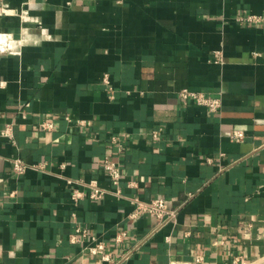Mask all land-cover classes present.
<instances>
[{"label": "crops", "instance_id": "obj_1", "mask_svg": "<svg viewBox=\"0 0 264 264\" xmlns=\"http://www.w3.org/2000/svg\"><path fill=\"white\" fill-rule=\"evenodd\" d=\"M6 1L27 16H0L22 39L0 52V264H107L91 237L70 241L72 211L114 257L132 249L120 264H264V0ZM184 87L221 97L220 111L183 104ZM105 155L122 197L94 202L84 183L113 189ZM16 157L45 170L17 176ZM135 195L164 197L175 222L150 234L148 217H127Z\"/></svg>", "mask_w": 264, "mask_h": 264}, {"label": "built area", "instance_id": "obj_2", "mask_svg": "<svg viewBox=\"0 0 264 264\" xmlns=\"http://www.w3.org/2000/svg\"><path fill=\"white\" fill-rule=\"evenodd\" d=\"M14 14L18 15L21 19H24L27 16L26 9L16 10L11 8L6 0H0V16ZM241 22L247 23H255L260 18L256 14H245L241 17L237 18ZM22 41L21 38L14 39V37L10 33L0 32V52L8 50L13 46H17ZM213 57L215 62H221V53L219 50H215L213 52ZM103 82L106 84L110 83L109 76L105 73L102 77ZM178 96L183 104L193 103L199 106H203L210 113H218L222 106V99L219 96H211L205 92L193 90L187 87L181 88L178 90ZM80 124H85L84 121H80ZM54 126L53 122L42 121L39 123L40 130H49ZM160 128L152 131V136L156 138L160 133ZM1 135L12 139L11 126L6 125L1 130ZM244 137V132L242 130H235L233 134L230 136L231 140L240 141ZM125 147L122 144H118V151L121 153ZM12 162V170L14 174L17 176L23 175L28 168H34L40 171L45 170L46 162H38L36 164H28L20 157L13 158ZM62 168L65 167V164H60ZM101 167L104 172L108 176L113 189L109 190L98 185L96 180H90L83 185L89 189L88 196L94 202H98L102 200L103 196L106 193H112L117 197H122V192L119 186L120 180L122 178V168L118 161L112 159L109 155H105L101 160ZM69 183L73 180L66 179ZM77 182H80L76 180ZM129 186L136 187L135 181H130ZM12 192L11 195H13ZM85 197V193L83 190L73 187L71 189V199L73 201L74 206L80 203V201ZM129 202L132 204L133 208L128 214V219L135 220L140 216L148 217L152 222V228L150 234L156 232L161 227L174 223L176 220L177 209L172 208L167 204V201L162 196L154 197L150 200H142L138 196H131L128 198ZM71 218L74 221V229L73 232L69 235L70 241L72 243L82 242L88 236L91 237L94 244L86 246V250L89 254L99 256L100 260L107 264H120L121 262L127 260L132 254V249H129L123 253H121L118 257H114L110 249L106 246L103 241H99L95 236L90 235L88 232V228L77 221V213L76 211L71 212ZM127 236V232L125 230L120 231L114 238L115 242H121ZM200 256H196L195 262L198 263L201 261ZM240 262L238 257H234L231 260L232 264H237ZM179 264V263H176ZM188 264V263H187Z\"/></svg>", "mask_w": 264, "mask_h": 264}]
</instances>
